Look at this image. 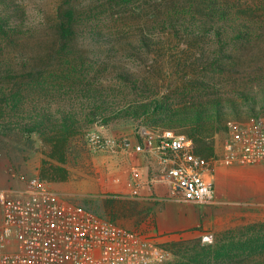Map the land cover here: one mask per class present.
<instances>
[{
	"label": "rangeland",
	"instance_id": "rangeland-1",
	"mask_svg": "<svg viewBox=\"0 0 264 264\" xmlns=\"http://www.w3.org/2000/svg\"><path fill=\"white\" fill-rule=\"evenodd\" d=\"M210 1L0 0V19L9 22L0 32V188H22L33 176L58 168L61 177L51 181L56 186L77 180L79 169L96 177L94 164L103 163L102 154L139 156L132 150L139 131L160 128V117L169 111L219 101L227 119H247L252 106L246 94L264 90V0ZM211 3L240 12L251 35L232 40L236 31L203 15ZM146 103L162 109L139 117L127 113ZM235 107L239 117H231ZM65 108L77 114L78 124L62 163L47 156L45 138L28 136L24 128L34 109L58 117ZM92 111L99 112L96 123L104 117L99 114L111 117L105 129L86 121ZM172 130L187 135L183 126ZM90 132L112 139L116 147L97 150ZM207 134L212 149L202 155L220 159L224 124L210 121ZM64 194L121 224L139 217L133 195ZM205 207L212 212L205 233L172 241V256L158 264H232L217 252L239 254L230 248L242 244L244 257L255 252L249 258L263 260L258 246L264 244V202L213 201ZM243 256L238 258L245 264L249 258Z\"/></svg>",
	"mask_w": 264,
	"mask_h": 264
},
{
	"label": "built area",
	"instance_id": "built-area-1",
	"mask_svg": "<svg viewBox=\"0 0 264 264\" xmlns=\"http://www.w3.org/2000/svg\"><path fill=\"white\" fill-rule=\"evenodd\" d=\"M95 124L98 130L105 129L104 124ZM225 127L223 163H264V114L245 120L229 118ZM88 137L97 150L116 147L112 139L95 132ZM139 138L132 150L153 154L161 161L149 179L150 186L167 184L169 197L177 202L213 203L214 179L207 178L213 176L212 166L195 152L191 138L172 129L151 127L142 128ZM130 184L131 194L137 195L140 183L136 177ZM169 243L123 227L39 176L22 188H0V264H158L172 256Z\"/></svg>",
	"mask_w": 264,
	"mask_h": 264
},
{
	"label": "crops",
	"instance_id": "crops-1",
	"mask_svg": "<svg viewBox=\"0 0 264 264\" xmlns=\"http://www.w3.org/2000/svg\"><path fill=\"white\" fill-rule=\"evenodd\" d=\"M123 153L102 154L100 159L103 163L94 164L100 171L96 177L79 169L78 175L75 176L77 180H72L66 185H52L63 194L70 190L80 193L109 190L115 194L132 195L130 180L136 177L140 187L138 194L133 195L131 203L139 217L135 222H118L120 225L148 234L160 243L205 233V225L212 218V212L206 205L176 203L169 197L170 187L167 184L149 185V179L161 164L158 156H132ZM210 164L215 177L216 205L232 200L264 202V163L228 165L220 159H215L211 160Z\"/></svg>",
	"mask_w": 264,
	"mask_h": 264
},
{
	"label": "trees",
	"instance_id": "trees-1",
	"mask_svg": "<svg viewBox=\"0 0 264 264\" xmlns=\"http://www.w3.org/2000/svg\"><path fill=\"white\" fill-rule=\"evenodd\" d=\"M214 1L215 0L210 2ZM206 7L208 8L203 9V15L206 18H212L218 22H223L225 25H229L234 31H236V34L233 36L232 40H245L251 35L249 31L245 30V28L249 27V24H246L244 20L241 21V14H239L240 12L234 11L233 7L219 6L215 3L206 5ZM8 23V19H0V32H5V28L9 27ZM246 99L251 103L252 106V112L249 116L260 115L261 112L257 110V107L259 106L264 110V90L260 93V95L248 96L246 94ZM160 109H162V105L159 103H146L140 106L131 107L127 113L134 117H139L140 115H149L151 112H157ZM236 110L237 108L235 107L231 117H239L238 113H236ZM59 113L60 115L55 117V114L52 111L49 112L34 109L29 115V123L26 124L24 130L28 136L32 135L33 133H39L43 138H45V146H48L46 147L47 150L45 151L47 156H57V159L60 162L65 163L67 151L70 149L69 140L75 132L78 120L77 114L67 110L66 108L59 110ZM98 113L99 112L95 111L89 112L87 116L85 115L86 119H88L86 121L88 123L98 122L96 121ZM227 114L229 113L224 110V107L221 105V103L216 101L210 104V106L195 105L186 108L185 110L169 111L167 114L160 117L159 121H161V123L158 125V127L161 126L160 128L164 129H175L176 126H183L186 128L187 136L193 141L195 152L203 156L202 152H210L212 149V146L207 144V139L209 137L207 134L208 123L210 121H212V123L216 121L218 124L223 123L226 130L225 122L227 120ZM99 115L104 116L99 123L104 125L109 123L111 117H107L104 114ZM46 134H49V136ZM58 172H60L59 168L58 170L52 169L50 172L42 171L39 177L42 180L50 182L57 181L61 177L58 175ZM171 244L172 243L167 244V247L172 251L170 247ZM242 246L243 244L230 248L232 251L238 250L239 254H228L226 251H219L217 253L219 254L221 260L228 258L232 264H243L244 260L242 258L239 259L238 257L243 256L245 253L244 250H246L247 247L242 248ZM258 248L264 251V244L259 245ZM253 254H255V252L247 255V257H243L244 259H248ZM255 261V259L249 258L245 264H264V258L261 262Z\"/></svg>",
	"mask_w": 264,
	"mask_h": 264
}]
</instances>
